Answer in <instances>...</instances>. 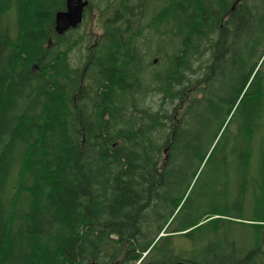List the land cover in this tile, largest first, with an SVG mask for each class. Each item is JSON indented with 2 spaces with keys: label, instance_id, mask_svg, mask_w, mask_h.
I'll return each mask as SVG.
<instances>
[{
  "label": "trees",
  "instance_id": "16d2710c",
  "mask_svg": "<svg viewBox=\"0 0 264 264\" xmlns=\"http://www.w3.org/2000/svg\"><path fill=\"white\" fill-rule=\"evenodd\" d=\"M127 1L0 0V264H264V0Z\"/></svg>",
  "mask_w": 264,
  "mask_h": 264
},
{
  "label": "flooded vegetation",
  "instance_id": "af4514ba",
  "mask_svg": "<svg viewBox=\"0 0 264 264\" xmlns=\"http://www.w3.org/2000/svg\"><path fill=\"white\" fill-rule=\"evenodd\" d=\"M91 1V6L89 8V16H86V21L85 16L83 17V21L80 25L84 23H90L91 28H88V32L90 35L93 36L92 29L93 26L96 25V20L99 19V13L97 12V8L99 7L100 4L104 2V0H89V3ZM169 1L167 0H129L126 2V11L129 17H132V22L135 21L137 14L139 13H145L147 14L146 21L147 23L154 22L156 19V15L159 14L160 12H165V6H167V3ZM89 6V4H88ZM87 6V7H88ZM87 7L85 9H87ZM163 8V9H162ZM85 12V10H84ZM136 22V21H135ZM103 27V20H102V25ZM135 26V23H134ZM135 30V28L133 29ZM104 33V27L103 31L99 35H95V42H97L98 38ZM90 50V49H89Z\"/></svg>",
  "mask_w": 264,
  "mask_h": 264
},
{
  "label": "water",
  "instance_id": "95a60500",
  "mask_svg": "<svg viewBox=\"0 0 264 264\" xmlns=\"http://www.w3.org/2000/svg\"><path fill=\"white\" fill-rule=\"evenodd\" d=\"M88 4L89 0H66L65 9L58 11L55 16L56 32L62 35L72 28H77L83 21L84 10ZM176 264L195 263L179 260Z\"/></svg>",
  "mask_w": 264,
  "mask_h": 264
},
{
  "label": "rangeland",
  "instance_id": "374dc122",
  "mask_svg": "<svg viewBox=\"0 0 264 264\" xmlns=\"http://www.w3.org/2000/svg\"><path fill=\"white\" fill-rule=\"evenodd\" d=\"M101 25H102V18L99 17V19L96 20V25L93 26L92 29L90 30L93 33V36L91 35L92 37L90 41L87 44L82 43L79 47H76L72 51L70 57H71V61L73 64H79L80 62H82L84 55L88 53L91 44L95 42V35H99L103 31V27ZM88 28L89 29L91 28V25L89 22L83 27H81L79 30L80 32L85 31L86 33L89 34ZM154 43L157 44V42H154ZM157 53L158 52L153 53L154 55H152L151 57L152 58L156 57ZM161 243H164V241L162 240Z\"/></svg>",
  "mask_w": 264,
  "mask_h": 264
},
{
  "label": "bare ground",
  "instance_id": "6f19581e",
  "mask_svg": "<svg viewBox=\"0 0 264 264\" xmlns=\"http://www.w3.org/2000/svg\"><path fill=\"white\" fill-rule=\"evenodd\" d=\"M65 52V51H64ZM62 53V52H61ZM71 102V101H70Z\"/></svg>",
  "mask_w": 264,
  "mask_h": 264
}]
</instances>
